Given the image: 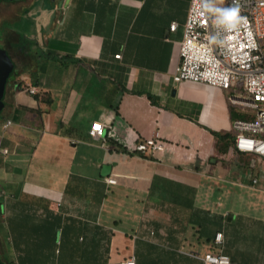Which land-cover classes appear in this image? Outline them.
I'll use <instances>...</instances> for the list:
<instances>
[{"label": "crops", "instance_id": "crops-1", "mask_svg": "<svg viewBox=\"0 0 264 264\" xmlns=\"http://www.w3.org/2000/svg\"><path fill=\"white\" fill-rule=\"evenodd\" d=\"M189 1H0L14 66L0 112L3 264H203L189 252L264 264V161L237 153L231 128L253 114L228 102L234 89L172 79ZM212 5L225 14L226 0ZM155 135L164 151H134Z\"/></svg>", "mask_w": 264, "mask_h": 264}, {"label": "built area", "instance_id": "built-area-1", "mask_svg": "<svg viewBox=\"0 0 264 264\" xmlns=\"http://www.w3.org/2000/svg\"><path fill=\"white\" fill-rule=\"evenodd\" d=\"M232 11L236 15L229 20L227 14ZM176 28L173 22L169 31L174 32ZM178 56L172 75L174 83L190 82L236 90L235 95L227 97L228 102L250 111L253 116L232 121L233 149L264 161V0H226L222 17L211 14L208 0H190ZM114 57L118 59L120 55ZM26 91L32 95L37 93L32 86H27ZM10 124L7 121L3 127ZM103 130V124L96 121L90 125L88 134L99 138ZM164 148L165 143L155 135L138 142L134 151L155 154ZM106 182L116 183L111 178ZM252 182L257 183V179ZM221 239L222 234H216L214 243H220ZM187 254L203 264H230L229 257L222 253ZM122 264H134V259Z\"/></svg>", "mask_w": 264, "mask_h": 264}, {"label": "water", "instance_id": "water-1", "mask_svg": "<svg viewBox=\"0 0 264 264\" xmlns=\"http://www.w3.org/2000/svg\"><path fill=\"white\" fill-rule=\"evenodd\" d=\"M11 1V0H0ZM13 62L9 54L2 48H0V112L3 107V96L5 93L6 83L13 72ZM0 264H3L0 261Z\"/></svg>", "mask_w": 264, "mask_h": 264}, {"label": "rangeland", "instance_id": "rangeland-1", "mask_svg": "<svg viewBox=\"0 0 264 264\" xmlns=\"http://www.w3.org/2000/svg\"><path fill=\"white\" fill-rule=\"evenodd\" d=\"M212 2H213V0H208V3H209V5H210L211 7H213ZM212 13H213V15H214L215 17H222V16H219V15H221L220 12L217 13V14H216V12H212Z\"/></svg>", "mask_w": 264, "mask_h": 264}, {"label": "clouds", "instance_id": "clouds-1", "mask_svg": "<svg viewBox=\"0 0 264 264\" xmlns=\"http://www.w3.org/2000/svg\"><path fill=\"white\" fill-rule=\"evenodd\" d=\"M235 15H236V12H235V11L229 12V13L227 14V18H228L229 20H231Z\"/></svg>", "mask_w": 264, "mask_h": 264}]
</instances>
